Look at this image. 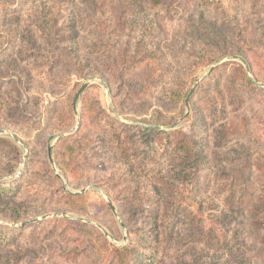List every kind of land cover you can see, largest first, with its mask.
<instances>
[{"label":"rangeland","instance_id":"374dc122","mask_svg":"<svg viewBox=\"0 0 264 264\" xmlns=\"http://www.w3.org/2000/svg\"><path fill=\"white\" fill-rule=\"evenodd\" d=\"M74 1L0 0V264H264V0Z\"/></svg>","mask_w":264,"mask_h":264},{"label":"trees","instance_id":"16d2710c","mask_svg":"<svg viewBox=\"0 0 264 264\" xmlns=\"http://www.w3.org/2000/svg\"><path fill=\"white\" fill-rule=\"evenodd\" d=\"M95 3H96V0H76L74 1L73 5L76 8L80 7L83 4L85 5L88 4V6L90 5L94 7L96 6ZM85 11H86L85 9L78 8V13H76L74 10L73 17L72 16L70 17V19L74 20V25L72 27L73 28L77 27L79 31H83L85 30V27L91 25L90 15ZM201 13L204 14L203 11H201ZM118 21H120V19H118ZM226 21H229V20L227 18L222 19V22H226ZM239 67L241 68V72H242L241 79L244 80L245 83L251 85V87H253L254 89L258 88L262 90L261 88H264V87L256 86L253 83L252 79L248 76V73L246 74L244 67L242 65H240ZM248 70L250 74L252 71V68L249 63H248ZM250 76L254 78L257 82H259L258 79L253 74ZM108 118H109V121H111L112 123L116 122V120L113 119L112 117H108ZM132 132L136 134L139 133L141 139L145 142H148L153 138H156L158 141L162 140L164 142V147L166 151L171 154L173 153L176 155L174 157H171L172 158L171 162L174 161L175 163L172 162L170 164H173L172 167L174 168V170L178 172L184 173V172H187L189 169L193 170L196 167L197 162L199 164V162L202 159L200 155V150H201L200 147L198 146V148L196 149V142L190 141L188 138L184 136V134L181 131L165 132L162 130L153 129L151 128V126H141L139 128H136L135 131L132 130ZM170 146H171L172 152L170 150ZM234 211H237L235 214L236 217H234V219L236 218V220H240L238 217H249L250 216L248 219H244L242 221H245L248 227L249 226L254 227V231H257L258 232L257 234L261 235V233L263 232L262 227L264 226V200H262V205L260 206L259 211L256 213V215L253 213H251L252 215H249L250 212L247 211L244 207L235 208ZM199 212H200V208H198V213ZM168 217L170 216L168 215ZM221 240L222 239L219 238L218 243H220ZM115 253L118 259L120 260V262L126 261L127 256H128L126 247L115 249ZM155 259H156L155 254H153L148 264H155Z\"/></svg>","mask_w":264,"mask_h":264},{"label":"water","instance_id":"95a60500","mask_svg":"<svg viewBox=\"0 0 264 264\" xmlns=\"http://www.w3.org/2000/svg\"><path fill=\"white\" fill-rule=\"evenodd\" d=\"M246 72L248 73V76L252 79L253 83H254L256 86L264 87V84L257 82L254 78H252V77L250 76V74H249V70H248L247 67H246ZM88 84H89V82H86L84 85H82V86L78 89L77 93L75 94V100L78 98V96L82 93L83 89H84ZM195 87H196V83H195V85L190 89V91H189V93H188V95H187V97H186L185 104L187 103V100H188V98L190 97V95L192 94V92H193V90H194ZM74 103H75V102H74ZM155 128L159 129L160 127H155ZM0 132H1V130H0ZM14 140L17 141L16 138H14ZM48 151H49L48 155H49V158H50L51 147H49Z\"/></svg>","mask_w":264,"mask_h":264}]
</instances>
